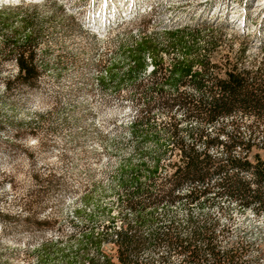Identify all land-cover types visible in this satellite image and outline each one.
I'll list each match as a JSON object with an SVG mask.
<instances>
[{
	"label": "rangeland",
	"instance_id": "374dc122",
	"mask_svg": "<svg viewBox=\"0 0 264 264\" xmlns=\"http://www.w3.org/2000/svg\"><path fill=\"white\" fill-rule=\"evenodd\" d=\"M51 1L6 8L0 14L8 20V27L0 25V264H62L54 253L79 248L82 234L108 233L126 219L131 222L127 192L117 182L118 168L127 160L153 168L152 159H158L153 178H141L143 190L137 199L147 201L149 193L156 196L170 189L175 169L182 166L170 137L173 123L178 137L197 147L198 137L192 139L188 129L200 127L206 136L202 139L225 137L222 144L234 126L241 138L247 139L251 130L258 140L264 138V123L252 128V121L240 116L214 125L186 120L171 101L195 99L200 93L188 78L169 82L173 63L183 55L171 38L177 35L184 47L191 46L186 38L190 31L199 34L196 51L187 59L193 71L206 62L217 67L209 73L219 79L232 66L255 72L264 62V0H127L133 14L144 5L151 7L150 13L106 35L82 28L62 1ZM27 16L36 24L35 40L24 54H33L37 76L32 87L17 79L18 54L11 42L13 30L21 31ZM212 37L216 41L208 44ZM140 38L156 46L158 53L151 57L156 70L150 72L145 54L131 64L134 74L128 77L127 51ZM150 131L157 132L156 144L148 138ZM208 152L224 163L223 145L208 146ZM244 160L252 161L251 155ZM216 179L196 202L183 198L187 187L175 189L180 199L156 205L159 221L165 227L172 220L184 227L190 215L196 223H206L217 251L234 257L233 263L264 264V205L236 206V200L215 187ZM45 243L48 246L42 247ZM110 247L103 243L101 251L111 255ZM88 254L96 252L90 249ZM162 257L183 264L164 247L143 255L149 264Z\"/></svg>",
	"mask_w": 264,
	"mask_h": 264
},
{
	"label": "trees",
	"instance_id": "16d2710c",
	"mask_svg": "<svg viewBox=\"0 0 264 264\" xmlns=\"http://www.w3.org/2000/svg\"><path fill=\"white\" fill-rule=\"evenodd\" d=\"M3 11L0 10V14ZM34 21L31 16L25 17L21 22V31L13 30L14 37L11 41L13 51L18 54L17 79L27 87L34 85L37 76L36 67L32 63L33 54L29 52L27 57L24 56L28 46H31L35 40V35L32 33L36 27ZM7 24V18L6 20L0 18V25L8 27ZM11 27L12 25H9V28ZM189 33L186 38L191 40L192 45L188 47H184L177 35L171 38L172 45L176 49L181 48L183 55L173 63L169 82L174 83V81L188 78L192 80L193 86L200 94L195 99L191 97L174 98L171 105L181 108L186 120H194L199 125H214L222 119L234 120L237 116L250 119L252 128L254 125L264 123V62L253 73L238 71L232 66L231 69L225 71L221 79L209 73V70L217 67H209L206 62L200 65L201 68L198 71H193V64L187 59L191 58L196 51L195 46L199 34L198 31ZM208 40V44L216 41L213 37ZM260 49L264 50V45H261ZM244 50L243 47L240 49L239 56L243 55ZM157 53L158 50L152 42L147 38H140L135 42V48L127 51V56H130L127 76L134 74L131 66L135 65L136 58L142 59L146 54V59H150L152 65L151 57ZM140 70H144V67ZM153 70H156L154 66L150 72ZM6 88L9 90L10 87L6 85ZM232 124L235 125L236 122ZM132 125L134 126L135 123ZM143 125L147 129L148 125L145 123ZM132 131L136 134L134 128ZM178 131L177 125L173 123L170 137L175 141L176 148L181 154L182 166L175 169L170 189L161 190L160 195L156 196L149 193L150 197L147 201H139L137 198L143 190L141 178L144 177V180L153 178L158 159H152L153 168L142 161L137 165H132L130 160L124 161L118 168L117 182L127 192V202L132 209V221L129 222L126 219L122 227L108 233L87 232L82 234L84 241L79 248L68 253L66 251L54 253L60 257L62 264H149L143 259V255L161 247L180 256L183 264H222L225 262L229 255L217 251L213 245V235L206 223H196L190 215H187L184 227L177 225L173 220L165 227L156 215V205L160 202L173 203L180 199L181 197L174 195V190L184 186L188 189L183 198L190 203L196 202L199 196H206L211 190L209 182L214 177H217L214 182L215 187L228 198L237 200L246 207L264 205V156L260 155V150L264 149V138L261 141L258 140L253 130L247 139L241 138L237 127L234 126L233 131L226 134L227 140L222 144L217 137L202 139L206 136L203 135L204 132L200 127L195 130L188 129L187 133L192 139L194 135L198 137L196 143L200 145L197 147L194 143H185V139L178 137ZM156 134V131H150L148 134V138L155 144L158 141ZM145 137L144 135L142 140H146L147 137ZM213 145L224 146V163L216 160L218 158L208 152V146ZM249 155L252 157L250 162L244 160ZM243 174H248L250 177L246 179ZM103 243L111 246V255L101 251ZM44 246H48V243L42 245ZM90 249L96 252L92 257L88 254ZM45 258L50 260V255H45ZM155 264L171 263L169 257H162L157 262L155 261Z\"/></svg>",
	"mask_w": 264,
	"mask_h": 264
},
{
	"label": "bare ground",
	"instance_id": "6f19581e",
	"mask_svg": "<svg viewBox=\"0 0 264 264\" xmlns=\"http://www.w3.org/2000/svg\"><path fill=\"white\" fill-rule=\"evenodd\" d=\"M52 1H62V7L65 11L76 16L82 28L96 35H106L109 31L121 25H126L130 22H138L142 15L150 13L151 10L149 5H144L138 13L133 14L131 3L126 2L127 0ZM34 3L35 0H0V10L27 5L29 7V5H33ZM134 32L137 33L138 30L134 29ZM147 62L150 65V69H152L153 66L151 65L150 59L147 58Z\"/></svg>",
	"mask_w": 264,
	"mask_h": 264
},
{
	"label": "built area",
	"instance_id": "2783aa9c",
	"mask_svg": "<svg viewBox=\"0 0 264 264\" xmlns=\"http://www.w3.org/2000/svg\"><path fill=\"white\" fill-rule=\"evenodd\" d=\"M38 3H45V4H48L50 3V0H35V3L34 5H38ZM19 9H25L27 7H18ZM64 10V9H63ZM143 21H141V25H142ZM125 28V27H122V29ZM137 28H140V27H137ZM153 72H155V70H153ZM225 137H222V141H224ZM222 147V146H221ZM248 159V157H247ZM233 203H236V206H239L240 208H243V209H246L248 207L242 205L241 203L239 204V201H235ZM222 264H243V263H233V257L229 255V257H226L225 259V262L222 263Z\"/></svg>",
	"mask_w": 264,
	"mask_h": 264
}]
</instances>
